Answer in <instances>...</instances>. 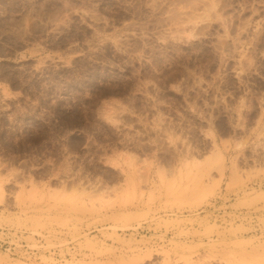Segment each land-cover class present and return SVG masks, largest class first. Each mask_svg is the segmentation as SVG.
Here are the masks:
<instances>
[{
	"label": "rangeland",
	"instance_id": "374dc122",
	"mask_svg": "<svg viewBox=\"0 0 264 264\" xmlns=\"http://www.w3.org/2000/svg\"><path fill=\"white\" fill-rule=\"evenodd\" d=\"M0 264H264V0H0Z\"/></svg>",
	"mask_w": 264,
	"mask_h": 264
},
{
	"label": "built area",
	"instance_id": "2783aa9c",
	"mask_svg": "<svg viewBox=\"0 0 264 264\" xmlns=\"http://www.w3.org/2000/svg\"><path fill=\"white\" fill-rule=\"evenodd\" d=\"M24 248H26L27 247V245H25V246H23Z\"/></svg>",
	"mask_w": 264,
	"mask_h": 264
}]
</instances>
